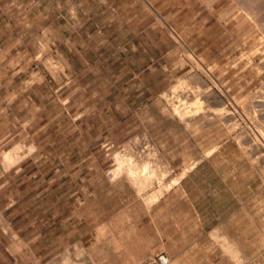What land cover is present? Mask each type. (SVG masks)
Segmentation results:
<instances>
[{
	"label": "rangeland",
	"instance_id": "374dc122",
	"mask_svg": "<svg viewBox=\"0 0 264 264\" xmlns=\"http://www.w3.org/2000/svg\"><path fill=\"white\" fill-rule=\"evenodd\" d=\"M195 77L228 116L175 114L165 92ZM178 144L241 147L264 181V0H0V238L28 247L18 264H84V241L115 264L160 185L137 190L116 155L150 153L171 187L198 161L175 173L164 148Z\"/></svg>",
	"mask_w": 264,
	"mask_h": 264
},
{
	"label": "crops",
	"instance_id": "0c3cea01",
	"mask_svg": "<svg viewBox=\"0 0 264 264\" xmlns=\"http://www.w3.org/2000/svg\"><path fill=\"white\" fill-rule=\"evenodd\" d=\"M164 150L175 173L198 161L151 205L141 240L116 244L115 264H148L159 244L171 264H264V181L244 150L230 144L209 155L201 146L190 151L178 144ZM44 246L41 240L30 248ZM0 248L7 264H18L28 254L20 240L0 238ZM82 248L84 264H107L104 242L84 241ZM37 258L43 260V254Z\"/></svg>",
	"mask_w": 264,
	"mask_h": 264
},
{
	"label": "bare ground",
	"instance_id": "6f19581e",
	"mask_svg": "<svg viewBox=\"0 0 264 264\" xmlns=\"http://www.w3.org/2000/svg\"><path fill=\"white\" fill-rule=\"evenodd\" d=\"M195 78H192V79H195L194 81L192 79H189V81L182 79L179 81V85L177 84V86H173L170 89V91L165 92L164 97L167 96L169 98H172L175 101L174 103L171 102L173 105L172 110L175 111L176 115L178 114V116L182 117V119L185 118L187 120V122H189V123H191L193 119H196L198 117L203 118L200 121H195L194 125L213 122V121H216L219 119L221 120L222 117H224L226 114H228V113L225 114V110H224L225 107L220 106L219 108H215L213 110V112H209L210 111L209 105L208 106L205 105V101L203 98L200 97L201 93H199L201 88L205 89L207 87V84L205 87V85H204L205 83H202L203 81L201 82L202 79H200L199 77H195ZM190 80H192V82H190ZM203 85L205 88L202 87ZM206 89H205L206 91L201 90V92L202 91L208 92L209 89L208 88H206ZM169 100H171V99H169ZM210 108H212V107L210 106ZM226 111H228V110H226ZM226 116H228V115H226ZM127 148L128 147L126 146V150L128 151ZM129 149H131V147H129ZM213 150H215V147L208 151V155H209V153H212ZM151 152L153 153V151H151ZM148 155H147V157L145 156L142 160H137V158H134L133 154H130L128 152L124 153V154L116 155V159H117L118 165H119L116 172L119 170H123V169L126 170L125 173L128 176L129 180H131L132 184L137 188V190H139L141 192H142V190L146 189L147 186L151 185V182L153 179L160 178V180L158 179V181L160 183L159 187H157V189H155L151 195L144 198V202H146L147 206L149 207L169 188V186L164 184V182L163 183L161 182V175L165 174L167 170H165L164 173L161 172V169H160L159 165L157 164V162L153 163L152 162L153 158L152 159L148 158L149 157ZM18 157L19 156H18V153L16 150L5 152L3 155V158H4V164L3 165L5 167H9V166L13 165L15 163V161L18 159ZM152 163L155 164V166L157 164L158 169H160V173H163V174H160V177L156 178L157 175L159 176V172L157 173L158 170L155 169L157 167H154V165ZM164 165L165 166H161V167H165V169H167L168 165L167 164H164ZM166 165H167V167H166ZM162 171H163V169H162ZM162 179H163V176H162ZM179 179H180L179 177L174 178V179H172V182L173 183L175 181L177 182ZM75 249L77 250V252L79 254H81V252L83 251L80 249V246L78 247L77 245L75 246Z\"/></svg>",
	"mask_w": 264,
	"mask_h": 264
},
{
	"label": "built area",
	"instance_id": "2783aa9c",
	"mask_svg": "<svg viewBox=\"0 0 264 264\" xmlns=\"http://www.w3.org/2000/svg\"><path fill=\"white\" fill-rule=\"evenodd\" d=\"M151 264H171V256L164 248H157L151 256Z\"/></svg>",
	"mask_w": 264,
	"mask_h": 264
}]
</instances>
